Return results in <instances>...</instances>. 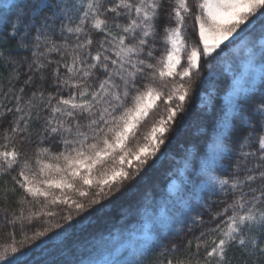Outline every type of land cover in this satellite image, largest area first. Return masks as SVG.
Segmentation results:
<instances>
[{
	"label": "snow or ice",
	"instance_id": "1",
	"mask_svg": "<svg viewBox=\"0 0 264 264\" xmlns=\"http://www.w3.org/2000/svg\"><path fill=\"white\" fill-rule=\"evenodd\" d=\"M126 194L130 246L71 252ZM0 264H264V0L3 3Z\"/></svg>",
	"mask_w": 264,
	"mask_h": 264
},
{
	"label": "trees",
	"instance_id": "2",
	"mask_svg": "<svg viewBox=\"0 0 264 264\" xmlns=\"http://www.w3.org/2000/svg\"><path fill=\"white\" fill-rule=\"evenodd\" d=\"M7 0H0V8H2L3 3ZM198 103V101H197ZM195 107V104L193 105ZM195 126L192 121L189 120L186 122L185 128L181 130L180 134L172 139V142L168 144L167 148L164 149L165 153L177 154L181 150V145L185 142V140L195 134ZM169 168L168 159H162L158 162V167L150 169L144 177L136 184L137 188L143 189L146 186H150L154 183H160L161 186H164V172ZM131 202V198L126 194L125 196L119 197L113 201L112 205L105 212L103 217H97L93 214L91 218V223H87L85 225V230L83 232H78L76 235L72 237L71 240L68 241L69 245H71V252H74L75 255L79 256L82 254H86L90 244L94 243L92 237L98 236L99 234H103L104 241L103 244L106 247L114 248V244L110 243L109 232L112 231V225H116V230L113 232L114 234H122L121 224H117L121 218V210L123 207L127 206ZM91 211V210H89ZM79 219V216L77 217ZM144 223V220L141 216H134L129 219L127 224H124L123 227H130L131 230H135L140 228ZM54 231H59L58 229ZM51 235V233H50ZM59 240L56 241V244L59 245ZM62 249L59 247L50 246L44 252H39L37 250L36 259H40L41 257L47 258L49 260H59L64 257L72 258L70 255V251L64 250L63 256L61 255Z\"/></svg>",
	"mask_w": 264,
	"mask_h": 264
},
{
	"label": "rangeland",
	"instance_id": "3",
	"mask_svg": "<svg viewBox=\"0 0 264 264\" xmlns=\"http://www.w3.org/2000/svg\"><path fill=\"white\" fill-rule=\"evenodd\" d=\"M6 2H8V0ZM137 235H139V233H137ZM113 236L115 238L113 239V237L111 236L110 243L114 244V248H118L120 251H124L130 246L131 241L128 239L127 234L123 236L114 234Z\"/></svg>",
	"mask_w": 264,
	"mask_h": 264
}]
</instances>
